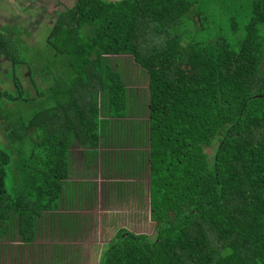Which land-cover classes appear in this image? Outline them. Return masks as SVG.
<instances>
[{
	"label": "trees",
	"instance_id": "16d2710c",
	"mask_svg": "<svg viewBox=\"0 0 264 264\" xmlns=\"http://www.w3.org/2000/svg\"><path fill=\"white\" fill-rule=\"evenodd\" d=\"M193 6L77 0L47 37L57 67L29 68L36 95L17 75L24 60L11 25L0 28L15 86L2 88L0 73V255L28 264L38 239L79 235L71 212L85 189L71 177L80 146L86 166L100 156L114 178L102 205L120 209L128 196L156 225L154 237L118 231L99 264H264V0H254L237 48L200 41L193 25L208 24ZM11 239L26 247L1 248ZM74 247L37 255L43 264Z\"/></svg>",
	"mask_w": 264,
	"mask_h": 264
},
{
	"label": "rangeland",
	"instance_id": "374dc122",
	"mask_svg": "<svg viewBox=\"0 0 264 264\" xmlns=\"http://www.w3.org/2000/svg\"><path fill=\"white\" fill-rule=\"evenodd\" d=\"M191 1L194 3L191 12L195 16H198V13H202V18H204V20L207 21L208 24L207 29H202L200 27V24L197 25L196 23H194L193 25V29H196L195 33L198 32L197 35L200 41L216 42L217 40L219 41L220 39H224L226 41H229V43L232 44L234 48H237L239 39L241 40L246 35V26L249 24L253 15L254 0ZM76 2L77 0H0V28H7L5 27L6 25H11L12 28H7V31L9 32L12 30L11 32L16 35L15 38L20 43L18 54L21 55L19 56V58H21V61L24 60V63L22 64L21 62V65H19V67L17 68V75L23 82L26 89L33 95H36V91L33 81L29 75V68L42 67L44 64L46 65L44 67H47V69H50L51 67H57L55 64L56 51L50 44H47V37L55 20L59 18L60 13L72 8ZM233 27H235L237 31H234ZM259 34L261 35L264 43V24L259 25ZM191 36H193V34ZM190 37L186 38L184 45L188 44V42L190 41ZM132 70L134 77L139 71L136 64L133 65ZM261 70L264 71V67H262ZM11 72L12 64L4 58L2 61H0V73L3 75L4 79L2 88L13 91L15 89V86L13 84ZM37 72L33 74L35 77L34 79L37 82V86H43L44 88H46L48 85L42 81V79L39 77L40 75H37ZM139 73L138 76L141 74ZM134 81L137 82L138 77H135ZM141 81L145 80L141 79ZM136 86H139V84H135V89L137 91ZM138 89H140V87ZM47 103L50 104V102ZM47 103L45 105H47ZM34 106L36 105L34 104ZM17 107L19 106H14L15 109ZM142 113L145 112L143 111ZM145 117L146 116L139 118L142 123L146 121L144 120ZM134 119L131 122H134ZM72 158L74 162V172L72 174L71 180L75 184L82 185L85 189V194L87 195L86 196L84 193H82L81 190L77 193L78 195L82 194L84 198L82 199V202L80 198H78V202L80 200V204L76 208H73L71 212H74L76 215L80 216V233L79 235L74 234L71 237L63 235L61 233L59 235L64 239L59 240L55 235V240L52 239V242L38 239L34 244L29 246V248L33 246V254L37 255L38 253H42L45 257H50L52 254H56L58 250L64 251L65 246H69L71 245V243L74 246H78V243H80L81 241L84 242L86 240V238H84L83 236V233L87 231V234H89L88 230L86 229V227L90 228L89 223L95 220L96 222L98 221L97 223H99V220L101 219V214L99 212L100 210H95H98L100 201L102 202V200L104 199L103 195L105 187L108 184L107 181L114 178L111 177L112 179H109V177L103 174L105 163L101 162L100 156L96 159L91 158V164L86 166L83 163L84 157L82 147L80 146H77L72 150ZM89 191H92L97 196L96 205L92 206L91 208H89V201L87 200L93 194ZM109 205H111V203L106 202L103 205V208L108 209ZM42 222L43 224L41 225V227L44 226V222L46 221L43 220ZM46 224L47 225L45 227L49 226L48 222ZM89 231L91 232V229ZM81 234L82 237L80 236ZM111 235H113L111 232H106V235L104 236L105 238H107ZM61 241L64 242V245L61 244ZM87 242L91 241L87 239ZM96 242H98L97 244L99 246L103 243V241L101 243L99 237L96 238ZM23 243L22 241L17 242L11 239L8 240L7 243H1V248L4 245L5 248L14 247V249L19 246L26 247ZM70 250L71 248L67 250V252H69ZM88 255L89 254H87V256ZM14 257L16 256L12 255V257H7V253L1 254L0 264H4L3 260H7L13 264H26L27 262L21 259L17 261L16 259H14ZM94 257V252H92L89 258L84 257L81 260L84 262V264H87L88 262H90L91 264H97L96 261H93L95 259ZM1 261H3V263ZM72 263L74 264V260L72 261ZM45 264L61 263L59 262V260H57L48 261Z\"/></svg>",
	"mask_w": 264,
	"mask_h": 264
},
{
	"label": "flooded vegetation",
	"instance_id": "af4514ba",
	"mask_svg": "<svg viewBox=\"0 0 264 264\" xmlns=\"http://www.w3.org/2000/svg\"><path fill=\"white\" fill-rule=\"evenodd\" d=\"M114 202H116V200ZM120 202L122 203V207L120 209H117L114 204L109 205L108 209H104L102 205L103 201H100L98 210H95H100L99 212L101 214V219L99 220V223H97L98 221L96 222V220L95 222L91 221L89 223L91 232L87 235L86 240L84 242L81 241L80 243H78V246H75L74 249H72V251H74V256H67L61 258V260H57H59L61 264H73V260L74 264H84L81 259H83L84 257L89 258L90 254L94 252L95 259L93 261H96L97 264H99L101 256L105 252L106 245L111 242L115 234L121 229L133 232L136 235L140 234L147 235L149 237H154L156 234V225L151 220V218H148V216L143 214L145 210H142L137 207L138 202L134 204L130 201V197L128 196ZM134 205H136L137 208ZM106 232H111L113 235L105 238L104 235H106ZM97 237L100 238L101 243L103 241L102 244L100 243V246L97 244L98 242H96ZM87 239H89L91 242H87ZM87 254L89 255L87 256ZM39 260L40 259L38 255L35 254V260H30L29 258L28 264H30L31 262H35V264H39L40 262V264H42L43 260ZM45 263H47V260L43 262V264ZM87 264L91 263L88 262Z\"/></svg>",
	"mask_w": 264,
	"mask_h": 264
}]
</instances>
